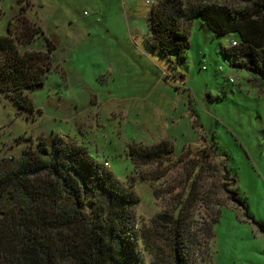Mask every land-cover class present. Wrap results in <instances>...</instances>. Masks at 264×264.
I'll use <instances>...</instances> for the list:
<instances>
[{
    "label": "rangeland",
    "instance_id": "374dc122",
    "mask_svg": "<svg viewBox=\"0 0 264 264\" xmlns=\"http://www.w3.org/2000/svg\"><path fill=\"white\" fill-rule=\"evenodd\" d=\"M156 1L0 0V34L8 33L17 15L42 27L44 34L17 43L21 52L45 50L46 38L54 44L49 73L40 87L26 92L33 113L0 91V157H18L29 136L36 145L39 136L59 135L94 161L106 160L107 169L127 183L134 171L129 147L170 139L174 156L161 165L165 176L134 185L139 229L149 227L182 185L166 189L176 181L187 183L178 156L186 147L198 150L213 142L221 172L225 164L236 182L223 175L219 181L229 190L236 187L245 209L218 189L228 205L214 224L213 238L197 247L193 264H264V93L254 74L236 67L235 58L222 50L238 35L216 36L199 17L189 26L186 58L150 47L146 37ZM14 23L19 32L21 23ZM154 168L141 166L144 172ZM204 176L208 183V173ZM208 218L197 201L190 216L195 227ZM200 238L205 241L203 234ZM139 246L145 264L157 261ZM160 246L166 253L167 246Z\"/></svg>",
    "mask_w": 264,
    "mask_h": 264
},
{
    "label": "trees",
    "instance_id": "16d2710c",
    "mask_svg": "<svg viewBox=\"0 0 264 264\" xmlns=\"http://www.w3.org/2000/svg\"><path fill=\"white\" fill-rule=\"evenodd\" d=\"M18 16L9 22L8 33L0 34V91L33 113L26 92L42 85L53 64L54 44L46 38L45 50L21 52L17 43L44 33L37 21ZM195 17L216 36L238 35L222 50L235 58L236 67L254 74L264 93V0H157L147 43L161 53L176 52L186 58L189 26ZM14 22L21 23L19 32L12 27ZM26 140L29 143L18 157H0V264H145L139 242L156 258L150 264L159 260L160 264H193L197 247L213 238L214 224L228 205L227 197L217 196L218 189L230 192L229 199L245 209L236 187L229 190L219 181L223 175L236 182L225 164L221 172L213 142L198 150L184 149L177 162L183 170L182 182L187 183L176 181L166 189L172 192L182 185L166 199L165 208L148 228L137 229L134 210L139 196L134 185L137 181L152 184L165 176L161 165L174 156L170 139L129 147L134 171L127 183L59 135L39 136L36 145L30 136ZM153 164L156 168L151 172L141 170ZM152 188V194L160 197L161 191ZM199 200L210 218L196 228L190 216ZM160 244L167 246L166 253Z\"/></svg>",
    "mask_w": 264,
    "mask_h": 264
},
{
    "label": "built area",
    "instance_id": "2783aa9c",
    "mask_svg": "<svg viewBox=\"0 0 264 264\" xmlns=\"http://www.w3.org/2000/svg\"><path fill=\"white\" fill-rule=\"evenodd\" d=\"M103 164L106 165V166H108V162L107 161H104Z\"/></svg>",
    "mask_w": 264,
    "mask_h": 264
},
{
    "label": "crops",
    "instance_id": "0c3cea01",
    "mask_svg": "<svg viewBox=\"0 0 264 264\" xmlns=\"http://www.w3.org/2000/svg\"><path fill=\"white\" fill-rule=\"evenodd\" d=\"M143 182V181H142Z\"/></svg>",
    "mask_w": 264,
    "mask_h": 264
}]
</instances>
